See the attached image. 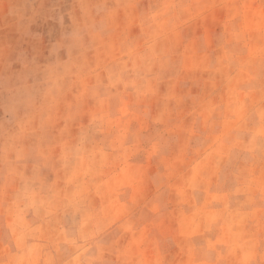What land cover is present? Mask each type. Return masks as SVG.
<instances>
[{
  "label": "clouds",
  "instance_id": "obj_1",
  "mask_svg": "<svg viewBox=\"0 0 264 264\" xmlns=\"http://www.w3.org/2000/svg\"><path fill=\"white\" fill-rule=\"evenodd\" d=\"M0 264H264V0H0Z\"/></svg>",
  "mask_w": 264,
  "mask_h": 264
}]
</instances>
